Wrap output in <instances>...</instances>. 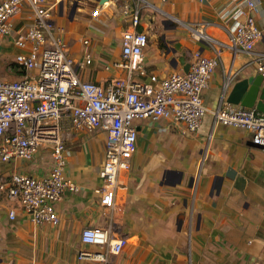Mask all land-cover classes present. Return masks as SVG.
<instances>
[{
    "label": "crops",
    "instance_id": "obj_1",
    "mask_svg": "<svg viewBox=\"0 0 264 264\" xmlns=\"http://www.w3.org/2000/svg\"><path fill=\"white\" fill-rule=\"evenodd\" d=\"M68 1L61 9L66 16L60 19L67 29L94 22L85 35L92 39L94 62L81 76L102 84L126 77L127 71L106 68L121 57V34L128 23L121 6L126 0H105L97 19L76 11L77 22L70 18ZM84 1L86 6L79 8L89 14L90 0ZM255 1L263 37L250 53L229 47L231 29L248 12L246 0H152L143 8L139 26L149 37L144 58L150 72L165 77L185 69L184 56L191 63L196 52L213 55L219 49L222 62L203 97L210 108L224 94L227 101L237 80L261 73L264 0ZM199 29L213 43L199 39ZM74 49L79 54L84 45L77 43ZM18 51L12 38L0 36V58L14 59ZM20 77L11 67L7 71L0 66L1 79ZM136 124L138 147L131 167L120 174L114 207H105L98 191L107 132L64 129L70 150L66 173L79 189L68 190L57 203V225L35 223L18 200L0 195V264H264V151L253 144L251 133L215 124L211 114L194 132L165 118L137 119ZM53 163L51 151L43 148L32 161H0V177L16 171L43 175ZM88 226L116 228L115 234L127 235L129 242L119 254L106 253V260L80 258L83 249L105 251L104 246L82 242ZM221 252H229V258ZM208 253L214 258L208 260Z\"/></svg>",
    "mask_w": 264,
    "mask_h": 264
},
{
    "label": "built area",
    "instance_id": "obj_2",
    "mask_svg": "<svg viewBox=\"0 0 264 264\" xmlns=\"http://www.w3.org/2000/svg\"><path fill=\"white\" fill-rule=\"evenodd\" d=\"M67 1L0 0V36L13 39L19 49L14 64L26 72L16 79L0 78V161H32L43 148L51 151L54 161L43 175L19 171L1 175L0 195L18 200L35 223L59 224L57 203L68 190L79 189L66 173L70 150L63 131L67 127L107 132L98 189L105 207L115 206L120 174L131 167L138 147L137 119L165 118L183 124L185 132H194L211 114L215 124L248 130L251 140L264 151L263 112L230 103L225 94L217 107L205 104L203 93L222 62L221 50L213 55L196 52L188 71L165 77L151 73L144 58L149 37L139 26L143 8L152 0H126L121 6L128 22L121 34V57L106 68L117 67L127 71V76L104 84L84 79L81 71L94 62L92 39L85 35L68 38L67 27L60 22L66 16L61 3ZM246 4L245 19L230 31L229 47L253 53L263 32L254 14L256 1L246 0ZM87 5L90 17L97 19L107 2L90 0ZM198 38L214 40L200 29ZM77 43L84 45L79 54L74 49ZM258 62L264 74V53ZM10 215L14 217L15 211ZM81 240L104 246L105 251L83 249L80 258L100 256L103 260L108 252L121 253L129 242L127 235L115 234L110 228L90 226L82 230Z\"/></svg>",
    "mask_w": 264,
    "mask_h": 264
},
{
    "label": "water",
    "instance_id": "obj_3",
    "mask_svg": "<svg viewBox=\"0 0 264 264\" xmlns=\"http://www.w3.org/2000/svg\"><path fill=\"white\" fill-rule=\"evenodd\" d=\"M64 2L61 3V9ZM78 6V1H74L73 8L70 12V18L73 19L76 9ZM184 62L185 70L188 71L190 63L186 61L184 56L182 59ZM227 101L233 104H240L247 107L256 108L260 112L264 113V74L256 73L250 74L245 78L237 80L227 96ZM254 145L262 147L259 144L253 142ZM181 180V179H179Z\"/></svg>",
    "mask_w": 264,
    "mask_h": 264
},
{
    "label": "rangeland",
    "instance_id": "obj_4",
    "mask_svg": "<svg viewBox=\"0 0 264 264\" xmlns=\"http://www.w3.org/2000/svg\"><path fill=\"white\" fill-rule=\"evenodd\" d=\"M73 2L72 1H68V4H67V8H68V11L70 12L71 9L73 8ZM82 6H86V2L84 0L82 1H79L78 2V8H77V13H85L86 16H88L89 14H87L86 11H82V9H80L79 7H82ZM74 22H77V17L73 18ZM87 23L88 24H83V23H77L73 29V31H71L70 29H68V38L71 39V37H77L78 35H86V32L89 30V28H91L92 25H94V22H90L87 20ZM90 23V24H89ZM97 28V27H96ZM14 59H11L9 57H3V58H0V66H3L4 68H6L7 71H9V67L12 68V73L14 74L15 77H20L23 75V71L21 69H19V67H17L15 64H14ZM115 232L118 231V229H114ZM223 252L221 253H218L221 257H224V259L226 260V258H229V252L226 253V254H222ZM214 253H208L207 254V259L209 260L210 259V256L212 258H214ZM209 262V261H208ZM193 264V263H192Z\"/></svg>",
    "mask_w": 264,
    "mask_h": 264
}]
</instances>
